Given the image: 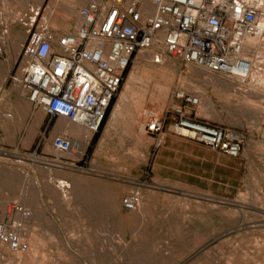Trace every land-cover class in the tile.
<instances>
[{"label":"rangeland","instance_id":"obj_1","mask_svg":"<svg viewBox=\"0 0 264 264\" xmlns=\"http://www.w3.org/2000/svg\"><path fill=\"white\" fill-rule=\"evenodd\" d=\"M39 2L0 0V204L18 203L28 213L27 218L31 214L26 221L25 240L31 247H38L36 263L264 264V96L250 88L254 79L238 83L172 58L156 65L145 60L148 54L139 53L116 100L117 108L123 103L121 118L109 128V136L105 135L108 128L103 134L101 130L91 135L80 150L84 157L56 154L52 145L55 137L50 139V129L46 130L49 117L43 124L46 114L38 110L43 115L39 114L38 122L31 126L27 116L33 106L16 83L20 50L29 35L32 10L37 11ZM55 2L65 7L48 9L43 20L37 17V22L58 29L60 21L70 22L80 9L72 13L67 8L69 0ZM8 30L15 32L20 53L4 38ZM64 30L55 35L72 32L69 25ZM261 64L258 77L264 76ZM144 67L164 71L165 75L143 74ZM133 74L136 81H130ZM177 92L200 99L195 110L200 120L246 136L243 155L236 159L239 170L234 187L214 186L212 192H203L185 186H158L152 181L154 147L143 124L146 114L164 118L177 107ZM245 101H250L249 105ZM66 123L59 120V124ZM61 181L69 182L71 188H64ZM136 191H140L142 200L133 213L124 208L123 200ZM3 251L0 247V256ZM41 253L45 258L40 263Z\"/></svg>","mask_w":264,"mask_h":264},{"label":"built area","instance_id":"obj_2","mask_svg":"<svg viewBox=\"0 0 264 264\" xmlns=\"http://www.w3.org/2000/svg\"><path fill=\"white\" fill-rule=\"evenodd\" d=\"M32 13L16 83L36 110L52 120L77 124L92 136L103 129L139 53L149 54L156 65L172 58L246 83L260 61L247 40H264V10L257 0H89L79 12L82 24L61 36L37 22L40 9ZM174 98L180 102L169 113L174 134L231 157L242 154V132L200 120L195 113L200 106L197 96L177 92ZM166 126V119L155 116L146 122L156 149L164 145ZM52 145L56 154L85 155L68 134L55 137ZM141 200L136 191L123 206L136 212ZM27 216L18 203L0 208L3 264L29 251Z\"/></svg>","mask_w":264,"mask_h":264},{"label":"crops","instance_id":"obj_3","mask_svg":"<svg viewBox=\"0 0 264 264\" xmlns=\"http://www.w3.org/2000/svg\"><path fill=\"white\" fill-rule=\"evenodd\" d=\"M55 1L56 0H40L37 9L42 11L39 15L42 20L48 9L65 7V5H58ZM69 2L70 4L67 5V8H69L71 12L73 11L72 8L75 3L78 10L89 4V0H69ZM77 12L78 11H73L72 13ZM53 19L54 17L52 16L51 23H53ZM60 22L61 25L58 29H53L51 24H45L46 31L54 34L55 32H63L65 31L64 29L66 25H69L70 31H72L70 33H73L82 24V19L80 14H76L70 22L66 20ZM116 103L117 102L115 101L109 111L108 119L101 132L102 134L106 128L109 129L118 121L120 110L116 107ZM170 112L171 111H168L167 115L164 117L167 122L164 134V145L160 149H156L155 139L150 136V145L154 147V158L151 169L152 181L158 186H185L189 190L203 192H212L213 188L211 187L214 186H223L226 187V189L234 187V176H236V172L239 170L236 159L240 158L243 155V152L238 157H231L221 152L214 151L196 141L174 134L171 128L172 116L169 115ZM38 116V110L32 107L27 116V120L30 121L31 126L38 122ZM151 116L159 118L158 115H152L150 113L146 114L147 120H145V124H143L145 131L146 122ZM47 118L46 115L43 124H45ZM13 119L15 121V117ZM199 119L201 118L199 117ZM59 120H52L50 117L48 119L46 130L50 129L48 132V137L50 139L62 135L63 133L62 128H60ZM52 121L54 122L52 123ZM109 132L110 129L106 135L109 136ZM206 186H209V188H206Z\"/></svg>","mask_w":264,"mask_h":264},{"label":"bare ground","instance_id":"obj_4","mask_svg":"<svg viewBox=\"0 0 264 264\" xmlns=\"http://www.w3.org/2000/svg\"><path fill=\"white\" fill-rule=\"evenodd\" d=\"M257 5H258V7L260 8V9H262V10H264V0H257ZM71 6H72V4H71ZM73 11H78V7H77V5H76V3H75V5L73 6ZM35 10V9H34ZM72 11V12H73ZM21 22V21H20ZM263 26V25H262ZM4 38L5 39H8V40H10V45H13V46H15L16 47V52H18L19 51V48H18V43H16V35H15V32L13 31V30H8V31H6L5 32V34H4ZM23 39L25 38V36H23L22 37ZM7 40V41H8ZM248 43H249V45L250 46H253V47H255L256 48V50H257V53L260 55V59H263L262 61H257V63H256V65L254 66L253 65V75H252V82L251 83H249V85L250 86H252V87H250V88H254L256 91H253L254 93L256 92L257 94H259V96H264V76H262V77H258L259 75H260V68H261V66H262V64L261 63H264V47H263V45H264V42H263V40H262V37H259V38H249L248 40ZM8 43V42H7ZM14 51V50H13ZM20 52H21V50H20ZM20 52H18V53H20ZM145 57V60H146V58H148L149 60H151V56L148 54L147 55V57L146 56H144ZM15 56H14V58H13V61L15 60ZM142 58H143V56H142ZM144 59V58H143ZM148 59H147V61H148ZM15 62V61H14ZM152 62V61H151ZM167 63V62H166ZM169 63V62H168ZM10 64H12V63H10ZM14 64V63H13ZM141 64V63H140ZM165 64V63H164ZM261 64V65H260ZM144 65V64H143ZM263 67V66H262ZM199 69V68H198ZM141 70H144L142 73L144 74L145 72H149L150 74H152V75H156V77H161V78H163L164 77V71H161V70H156V69H147L146 67H144V69H141ZM202 70V69H201ZM137 71V70H136ZM139 71V70H138ZM140 72V71H139ZM260 72V73H259ZM138 73V72H137ZM203 73H205V71L203 72ZM207 73V72H206ZM141 75V74H140ZM209 75V74H208ZM209 76H211V75H209ZM220 77V76H219ZM137 77H136V75H132L131 77H130V81H133V80H135ZM222 78V77H221ZM215 79V78H214ZM208 80H210V79H208ZM213 80V79H212ZM215 80H218V79H215ZM136 81V80H135ZM234 81H236V80H234ZM210 82V81H209ZM212 82V81H211ZM210 82V83H211ZM215 81H213V83H214ZM217 82V84H218V82L219 81H216ZM215 82V83H216ZM233 82V81H232ZM136 83V82H135ZM209 83V84H210ZM213 83H212V85H213ZM235 83V82H234ZM238 83H242V82H238ZM246 84V83H245ZM131 85V84H130ZM135 85V84H134ZM216 85V84H215ZM131 86H133V85H131ZM243 86V85H242ZM191 87H192V84H191ZM244 87H246V86H244ZM193 88V87H192ZM195 89V88H194ZM197 89V88H196ZM244 89V88H243ZM248 89H249V87H248ZM128 90V89H127ZM241 90V89H240ZM250 90V89H249ZM243 91V90H242ZM258 91H259V93H258ZM249 92V91H248ZM252 92V91H251ZM255 93V94H256ZM250 94V93H249ZM253 94V93H252ZM240 95V94H239ZM247 96V95H246ZM251 96H253V95H251ZM250 96V97H251ZM259 96H257V98L259 97ZM129 97V96H128ZM256 97V96H255ZM123 98H124V96H123ZM243 98H244V96H243ZM242 98V99H243ZM247 99H248V97H247ZM252 99H253V97H252ZM260 101H261V97L260 98H258ZM244 100V99H243ZM254 100V99H253ZM124 101V100H123ZM246 103H247V101H245ZM250 102V101H249ZM248 102V103H249ZM125 103V102H124ZM247 103V104H248ZM123 103H120L119 104V106H118V109L120 110V109H122V107H123V105H122ZM251 104V103H250ZM125 105V104H124ZM243 105V104H242ZM249 105V104H248ZM126 106V105H125ZM125 108V107H124ZM126 109V108H125ZM124 109V110H125ZM127 110V109H126ZM260 110V109H259ZM262 111V110H261ZM125 112V111H124ZM259 112V111H258ZM263 112V111H262ZM122 113V112H121ZM261 113V112H260ZM40 114V113H39ZM42 114V113H41ZM40 114V115H41ZM39 115V116H40ZM43 115V114H42ZM118 116V115H117ZM123 116V115H122ZM116 117V116H115ZM120 118H121V116H120ZM119 118V119H120ZM38 119H39V117H38ZM62 120V119H61ZM64 120V119H63ZM113 120V119H112ZM41 122V121H40ZM65 122H66V120H65ZM112 123V122H111ZM115 124V123H114ZM111 125V124H110ZM110 127V126H109ZM60 128H62V130H63V133L64 134H68V135H72V137H73V144H74V146H75V148H79V150H81V149H84V147H86L85 145H86V143H88V141L89 140H91L90 138H91V134H89L88 132H86L81 126H79V125H77V124H73V123H70V122H68L67 121V123L66 124H60ZM116 128V127H115ZM110 129H111V127H110ZM56 131V130H55ZM108 132V131H107ZM106 132V133H107ZM60 133V132H59ZM58 133V134H59ZM62 133V134H63ZM109 133H111V131L109 132ZM108 134V133H107ZM106 135V134H105ZM112 135V134H111ZM106 136H108V135H106ZM104 140V139H103ZM90 143V142H89ZM106 143V142H105ZM101 147V146H100ZM72 156V155H71ZM33 161L34 162H36V163H38V158H36V157H33ZM49 182V181H48ZM50 183V182H49ZM45 184L48 188H50V184ZM61 184L64 186V188L65 187H67V188H71V184H69V182H65V181H61ZM24 185V184H23ZM44 188H45V186H44ZM22 189V188H21ZM23 190V189H22ZM78 192V191H77ZM54 193V192H53ZM20 194H21V197L22 198H27V194L25 193V192H20ZM75 194V193H74ZM66 199V198H65ZM63 200V199H62ZM68 200V199H67ZM69 200H70V198H69ZM61 201V200H60ZM245 202V201H244ZM243 202V203H244ZM5 202H3V203H1L0 204V208H2V209H4L6 206H5V204H4ZM240 204V203H239ZM241 205V204H240ZM240 205H238V206H240ZM244 205V204H243ZM241 207V206H240ZM264 207V206H263ZM262 207V208H263ZM123 209V208H122ZM264 209V208H263ZM31 210V209H30ZM255 210V209H254ZM123 211V210H122ZM251 211V210H250ZM249 211V212H250ZM137 212V211H136ZM261 212H262V210H261ZM134 213V212H133ZM262 213H264V212H262ZM31 215V214H30ZM30 215H29V218H30ZM122 215V214H121ZM32 217V216H31ZM259 217V216H258ZM29 218H27V220L29 219ZM143 220V219H142ZM106 221H108V220H106ZM145 221V220H144ZM143 221V222H144ZM27 223H30L29 221L27 222ZM145 224V223H144ZM31 225V224H30ZM105 225V224H104ZM103 227V226H102ZM106 227L107 228H109L107 225H106ZM239 227V226H238ZM241 227V226H240ZM105 228V227H104ZM254 228V227H253ZM53 229V228H52ZM103 229V228H102ZM234 229V228H233ZM106 230V229H105ZM241 230V229H240ZM106 231H109V230H106ZM105 231V232H106ZM262 231V230H261ZM33 232H35L34 230H33ZM49 232V231H48ZM103 232V231H102ZM28 233H29V231H28ZM27 233V234H28ZM58 233H59V231H58ZM109 233V232H108ZM107 233V234H108ZM34 234V233H33ZM39 234V233H38ZM243 234V233H242ZM60 235V234H59ZM222 235V234H221ZM229 235V234H228ZM240 235V234H239ZM29 236V235H28ZM41 236V235H40ZM110 236V235H109ZM109 236H108V238H109ZM134 236V235H133ZM132 236V237H133ZM254 236V235H253ZM36 237V236H35ZM71 237V236H70ZM105 237H106V235H105ZM34 238V237H33ZM107 238V240L109 241V243L111 242V240H109ZM128 238V237H127ZM126 238V239H127ZM26 239V238H25ZM73 239V238H72ZM111 239V238H110ZM34 240V239H33ZM54 240V239H53ZM106 240V241H107ZM131 240V239H130ZM136 240V239H135ZM139 240V239H138ZM38 241H42V240H39L38 239ZM56 241V240H55ZM55 241L53 242V243H55ZM137 241V240H136ZM115 242V241H114ZM218 242V241H217ZM32 243H33V241H32ZM40 243V242H39ZM71 243V242H70ZM105 243V242H104ZM112 243H113V241H112ZM116 243H117V241H116ZM119 243V242H118ZM29 244V251L26 253V254H23V255H18V256H16V258L13 260V262H12V264H37L36 262L38 261V258H37V253H40V252H38V247H36V246H33V247H31L30 246V242L28 243ZM128 244V243H127ZM214 244H216L215 242H214ZM262 244H263V242H262ZM40 245H43V243H40ZM45 245H46V243H45ZM61 245V244H60ZM68 245V244H67ZM74 245H76V244H74ZM121 245V244H120ZM213 245V244H212ZM111 246H112V244H111ZM204 246V245H203ZM263 246V245H262ZM0 247L2 248V249H4V247L3 246H1L0 245ZM43 247V246H42ZM69 247V246H68ZM113 247V246H112ZM255 247V246H254ZM259 248V247H258ZM264 248V247H263ZM40 249V248H39ZM46 249H47V247H46ZM58 249V248H57ZM63 249V248H62ZM102 249V248H101ZM108 249V248H107ZM111 249V248H110ZM115 250H116V248H114ZM253 249V248H252ZM43 250V249H42ZM45 250V249H44ZM151 250V249H150ZM155 250V249H154ZM223 250H224V248H223ZM41 251V250H40ZM100 251V250H99ZM110 251V250H109ZM113 250H111L110 252H112ZM134 251V250H133ZM255 251V250H254ZM42 252V251H41ZM115 252V251H114ZM261 252V251H260ZM44 253V252H43ZM43 253H41V254H43ZM46 253V252H45ZM100 253V252H99ZM117 253V252H116ZM236 253V252H235ZM63 254V253H62ZM67 254V253H66ZM110 254V253H109ZM145 254V253H144ZM261 254V253H260ZM46 255V254H45ZM93 255V254H92ZM157 255V254H156ZM116 256H117V254H116ZM127 256V255H126ZM140 256V255H139ZM42 257V256H41ZM47 257V256H46ZM59 257V256H58ZM61 257V256H60ZM134 257V256H133ZM137 257H138V255H137ZM136 257V258H137ZM157 257V256H156ZM43 258H45L44 257V254H43V257L42 258H40L41 259V261H39L40 263L42 262V259ZM50 258V257H49ZM52 258V257H51ZM62 258H64V259H66L65 257H62ZM125 258V257H124ZM139 258V257H138ZM147 258V257H146ZM217 258V257H216ZM53 259V258H52ZM123 259V258H122ZM127 259V258H126ZM133 259V258H132ZM140 259V258H139ZM147 259H149V258H147ZM156 259V258H155ZM211 259V258H210ZM255 259V258H254ZM46 260V259H45ZM44 260V261H45ZM61 260V259H60ZM63 260V259H62ZM61 260V261H62ZM135 260H138V259H135ZM233 260V259H232ZM49 261H53V260H50L49 259ZM49 261L47 262V263H49ZM67 261V260H66ZM97 262H98V260H96ZM100 261V260H99ZM159 261V260H158ZM215 261V260H214ZM219 261V260H218ZM235 261V260H234ZM77 262V261H76ZM94 262V261H93ZM134 262H138L139 263V261H134ZM149 262H150V260H149ZM148 262V263H149ZM156 261H154L153 263H155ZM248 262V261H247ZM51 263V262H50ZM129 263V262H128ZM143 263V262H142ZM205 263V262H204ZM220 263V262H219ZM236 263V262H235ZM234 263V264H235ZM52 264V263H51ZM75 264V263H74ZM132 264V263H131ZM136 264V263H135ZM145 264V263H144ZM187 264V263H186ZM208 264H209V262H208ZM221 264V263H220ZM228 264V263H227ZM250 264V263H249Z\"/></svg>","mask_w":264,"mask_h":264}]
</instances>
